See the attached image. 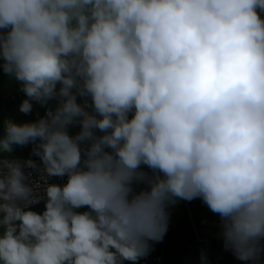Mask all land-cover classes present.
I'll return each instance as SVG.
<instances>
[{"label":"clouds","instance_id":"1","mask_svg":"<svg viewBox=\"0 0 264 264\" xmlns=\"http://www.w3.org/2000/svg\"><path fill=\"white\" fill-rule=\"evenodd\" d=\"M5 76L0 264H139L195 199L264 264V0H0Z\"/></svg>","mask_w":264,"mask_h":264},{"label":"trees","instance_id":"2","mask_svg":"<svg viewBox=\"0 0 264 264\" xmlns=\"http://www.w3.org/2000/svg\"><path fill=\"white\" fill-rule=\"evenodd\" d=\"M16 82L8 77L0 78V121L11 118L16 122L33 120L36 118V111L43 115V109L35 106L34 112L31 115L25 116L18 111V103L9 101V94L13 91ZM31 145L15 149V158H29ZM37 159L36 157H31ZM190 215L196 223L201 216L205 218H215L208 208L199 199L187 202ZM189 215L185 209L183 201H179L170 209V222L168 232L162 242L158 243L157 254L163 259V264H182V259L188 253V249L194 241L192 226L189 223ZM218 227L214 228L209 235V238L214 242L221 244L222 240L218 237ZM211 256V255H210ZM208 256V264H241L233 256L223 259L211 258Z\"/></svg>","mask_w":264,"mask_h":264},{"label":"built area","instance_id":"3","mask_svg":"<svg viewBox=\"0 0 264 264\" xmlns=\"http://www.w3.org/2000/svg\"><path fill=\"white\" fill-rule=\"evenodd\" d=\"M24 98L23 93H21L18 90V85L17 83L15 84V87L13 91L9 94V101L13 103H20L21 100ZM1 114V112H0ZM7 119V118H6ZM19 159H24V158H19ZM38 162V161H37ZM53 182L61 183L62 181L60 180H55ZM183 204L185 206V209L189 215V223L192 226V232L195 237V242L197 241L199 244L203 243H208L209 241V235L211 234L212 230L217 227L218 225V217L213 218H205L201 216L199 218L198 223L194 221L192 216L190 215V211L188 209L187 201H183ZM199 233V234H198ZM157 247L158 243L153 245V250L151 253L146 257L143 258L139 261V264H163V259L160 255L157 253ZM208 258L210 255L209 252H204ZM199 261L198 257H190L186 256L183 257L182 259V264H196V262ZM199 264V263H198Z\"/></svg>","mask_w":264,"mask_h":264},{"label":"rangeland","instance_id":"4","mask_svg":"<svg viewBox=\"0 0 264 264\" xmlns=\"http://www.w3.org/2000/svg\"><path fill=\"white\" fill-rule=\"evenodd\" d=\"M75 131H77L76 128L70 129V132H75ZM13 156L15 157L14 153H13ZM42 207H43L42 204L38 205L36 206V210L39 211ZM208 241H209L208 243L199 244L197 241L195 242V239H194V241L192 242V244L190 245L188 249V253L186 256H190V257L197 256L199 261H197L196 264L198 263L200 264V256H201V253H204V252H209V254L211 255V256L209 255L210 259L211 258L223 259L229 256H233L230 252H226L221 246V244L214 242L210 238Z\"/></svg>","mask_w":264,"mask_h":264}]
</instances>
